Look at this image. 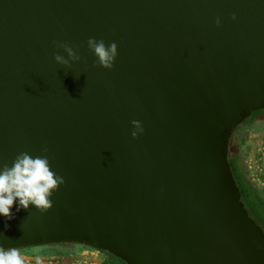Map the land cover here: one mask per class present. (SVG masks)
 Here are the masks:
<instances>
[{"label": "water", "instance_id": "95a60500", "mask_svg": "<svg viewBox=\"0 0 264 264\" xmlns=\"http://www.w3.org/2000/svg\"><path fill=\"white\" fill-rule=\"evenodd\" d=\"M89 37L117 44L112 69L94 64ZM53 41L80 60L58 64L54 53L68 57ZM259 110L264 0H0V161L46 155L65 181L47 212L14 202V218L0 216V247L264 264L227 156Z\"/></svg>", "mask_w": 264, "mask_h": 264}, {"label": "clouds", "instance_id": "9594fccd", "mask_svg": "<svg viewBox=\"0 0 264 264\" xmlns=\"http://www.w3.org/2000/svg\"><path fill=\"white\" fill-rule=\"evenodd\" d=\"M235 19V13L232 14ZM215 23L220 25V18L217 17ZM53 45L61 48L67 53V59L59 53H54V60L61 65L68 66L70 61L80 60L77 51L66 42L53 41ZM87 46L97 58L95 63L106 69H112L115 58L118 54L117 44L105 42L89 37ZM133 130L131 136L138 138L144 129L138 120H132ZM47 147L42 148V152L47 153ZM51 165L48 157L31 156L27 152L19 153L13 160L11 166L0 161V216L7 220L14 218V213L10 211L15 202L16 211L21 208L27 210L30 205L35 206L40 213L47 212L53 207L52 194L65 183L64 178L50 170ZM0 264H26L25 259L15 247H0ZM36 264H41L39 257Z\"/></svg>", "mask_w": 264, "mask_h": 264}, {"label": "rangeland", "instance_id": "374dc122", "mask_svg": "<svg viewBox=\"0 0 264 264\" xmlns=\"http://www.w3.org/2000/svg\"><path fill=\"white\" fill-rule=\"evenodd\" d=\"M232 143L234 145L233 147H236L240 156V163L247 182L256 192L260 194V198L263 201L262 204L264 206V115L256 117L252 121L243 124V126H241L233 135ZM248 214L260 226L261 223L256 221L254 215L250 212ZM76 244V246L81 247L84 250L94 252V254L90 256L95 258L98 264L100 261L101 264H118L116 258L106 252L97 250L90 246L78 243ZM58 245L63 246V244H45L19 248L18 250L20 254H23L27 250H35L37 248L48 250L49 248L50 251L44 254L56 255L57 252L54 253L55 251L53 250L58 248ZM62 254L65 253L60 252L58 255L61 256Z\"/></svg>", "mask_w": 264, "mask_h": 264}, {"label": "trees", "instance_id": "16d2710c", "mask_svg": "<svg viewBox=\"0 0 264 264\" xmlns=\"http://www.w3.org/2000/svg\"><path fill=\"white\" fill-rule=\"evenodd\" d=\"M263 115H264V110L255 111L247 119H245L240 125L237 126V128L232 132L229 138L227 156H228V162L230 165L231 173L240 191L241 200L245 208L247 209L248 213L249 212L252 213L256 221H258V223H261L260 226L264 231V206L262 204L263 201L260 198V194L256 192L247 182L246 176L244 174V171L240 163V156L238 154V151L236 150V147H233L234 145L232 143L233 135L237 132V130L241 126H243V124H245L246 122L248 123L252 121L254 118ZM116 260L118 261V264L120 262L121 264H125L124 262L120 261L118 258H116Z\"/></svg>", "mask_w": 264, "mask_h": 264}, {"label": "crops", "instance_id": "0c3cea01", "mask_svg": "<svg viewBox=\"0 0 264 264\" xmlns=\"http://www.w3.org/2000/svg\"><path fill=\"white\" fill-rule=\"evenodd\" d=\"M63 244V246H59L55 248L54 253L57 252L56 255H45L44 253L49 252L48 250H42L41 248H37L35 250H27L21 256L25 259L26 264H36L37 257L40 258L41 264H98L95 258L90 255H93L94 252L89 250H84L81 247L76 246V243H57ZM18 250V249H17ZM19 251V250H18ZM65 253L59 256V253ZM101 264V261L99 262Z\"/></svg>", "mask_w": 264, "mask_h": 264}, {"label": "flooded vegetation", "instance_id": "af4514ba", "mask_svg": "<svg viewBox=\"0 0 264 264\" xmlns=\"http://www.w3.org/2000/svg\"><path fill=\"white\" fill-rule=\"evenodd\" d=\"M121 261V260H120ZM123 262V261H122ZM119 264H121V262L119 263Z\"/></svg>", "mask_w": 264, "mask_h": 264}]
</instances>
